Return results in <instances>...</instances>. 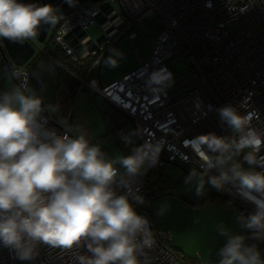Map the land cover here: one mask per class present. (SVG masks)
<instances>
[{"label": "clouds", "instance_id": "9594fccd", "mask_svg": "<svg viewBox=\"0 0 264 264\" xmlns=\"http://www.w3.org/2000/svg\"><path fill=\"white\" fill-rule=\"evenodd\" d=\"M61 21L58 42L63 44L68 21L59 9L0 0V38L13 43L35 41L42 25L53 30ZM110 51L103 63L118 67L123 53ZM11 75L18 83L0 91V247L20 261L36 260L43 248L60 264H152L156 232L150 219L136 211L134 205L143 204L144 197L133 183L157 164L162 142L147 140L131 154L111 156L82 125L58 118L64 131L49 128L44 113L55 114L59 106L44 104L28 73ZM173 82L172 73L162 68L147 84L161 93ZM218 115L231 135L194 138L198 167L184 184L196 196L208 186L218 191L230 186L254 206L235 218L242 231L216 225L223 243L215 264H264L257 244L247 242H264V126L253 124L254 112L241 114L232 105L219 108ZM126 142L132 144V136ZM119 188L126 191L120 194ZM166 211L167 205L161 206L157 215Z\"/></svg>", "mask_w": 264, "mask_h": 264}, {"label": "built area", "instance_id": "2783aa9c", "mask_svg": "<svg viewBox=\"0 0 264 264\" xmlns=\"http://www.w3.org/2000/svg\"><path fill=\"white\" fill-rule=\"evenodd\" d=\"M42 4L56 8L47 0ZM147 12L154 14V23L160 25L159 29L153 28L152 23L150 26L144 23L142 17ZM116 13L124 24L89 52L87 57L93 58L90 69H94L105 47L117 36L127 35L134 41L141 34L151 35L150 55L140 59L134 69L121 77L103 85L92 82L89 86L131 124V132L121 126L114 131L126 155L147 140L162 142L157 164L143 172L146 177L142 174L133 183L134 190L148 197L152 192L158 193L157 185L152 182L159 179L166 166L198 167V157L191 144L195 137L208 133L231 135L220 121L219 108L232 105L241 114L254 112L258 119L253 124L264 126V0H87L71 13L63 14L68 21L67 34L75 27L86 31L97 23L98 14L105 16V21L99 24L101 34H105L106 25L114 27L110 20ZM63 23L48 30L46 37L57 44L66 58L78 63L80 56L68 41L64 38L63 44L58 42ZM73 36L77 35L73 33ZM29 42L35 50L38 42ZM78 43L82 44V40ZM42 52L48 54L47 49ZM53 61L59 68L68 70L64 60L54 58ZM174 63H181L183 68L176 69ZM2 68L10 75L14 71L28 73V82L33 73L30 66L12 67L6 62ZM162 68L172 73L174 82L163 92L154 93L147 81L154 71ZM84 79H81L83 83ZM44 115L49 117V128L64 131L48 112ZM129 136L132 144L126 142ZM260 154L264 155V149ZM117 191L123 194L126 189ZM221 192L241 204L248 214L254 211V206L230 186ZM134 206L139 214L150 219L144 203ZM150 221L157 240V246L150 253L154 257L152 264H190L167 245L170 231L159 230ZM0 264H60V261L50 259L43 248L36 260L20 261L14 253L0 247Z\"/></svg>", "mask_w": 264, "mask_h": 264}, {"label": "rangeland", "instance_id": "374dc122", "mask_svg": "<svg viewBox=\"0 0 264 264\" xmlns=\"http://www.w3.org/2000/svg\"><path fill=\"white\" fill-rule=\"evenodd\" d=\"M154 19L155 16L151 12H147L142 17L148 26L152 23L153 28L159 29L160 25L155 24ZM86 31L92 39H96L102 33L98 23L91 25ZM118 37H114L112 43L105 47L96 69H90L92 57H86L78 63H73L69 58L65 59L64 53L48 37L43 41H37L34 54L23 65L25 67L32 64L33 74L29 83L43 97L45 104L59 106L57 113H49L50 117L57 123L58 118H66L71 124L82 125L87 129L93 142H99L103 150L111 156L124 155V149L115 138L114 128L111 125L112 119L123 121L124 117L121 116L122 114L119 115L116 108L108 104L89 84L96 75L108 80L121 77L123 70L135 66L140 59H146L150 55L153 43V38L149 34H141L134 41L127 35H122L120 39ZM44 49H47L48 54L42 52ZM111 49H117L123 53V57L118 58L119 66L115 68L106 66L102 59H106L112 54ZM54 58L65 59L68 70L59 68L53 61ZM4 63L5 59L0 52V91L8 90L16 84L9 72L3 70ZM174 65L176 69L183 68L181 63H174ZM11 66L15 67L12 63ZM78 76L81 79L85 77V82L83 83ZM130 125L128 124L129 129ZM193 167L192 165H171L162 171L167 181L159 183L158 186L161 192H169L170 194L152 198L142 195L145 207L153 215L152 220L161 230L175 228L174 225L180 222L188 228L194 222V213L191 209L195 207L183 204L180 200L181 196L189 199L199 197L189 186L184 184L185 177ZM210 190L216 191V189L208 186L205 192ZM164 205H167L166 213L163 216H158L157 211ZM189 234L190 232L183 236L185 249L201 255L204 254L202 242L205 237L201 236L199 232H192L190 237ZM257 246L264 256V242L258 241Z\"/></svg>", "mask_w": 264, "mask_h": 264}, {"label": "crops", "instance_id": "0c3cea01", "mask_svg": "<svg viewBox=\"0 0 264 264\" xmlns=\"http://www.w3.org/2000/svg\"><path fill=\"white\" fill-rule=\"evenodd\" d=\"M65 59H64V62H65ZM137 65L138 63L129 69L123 70L122 71L123 75L129 72L130 70L134 69ZM96 66L94 67V69H96ZM113 80L115 79L108 80L106 78H101L99 75H96L94 76V78L92 79L90 83L95 82L96 84L103 85ZM116 112L119 115L122 114L117 109H116ZM121 116L124 117L123 121H117L116 119H112L111 125L114 128L113 130L115 131V128L117 126H121L125 130L131 132L132 126L130 125L127 117L124 114H122ZM128 124L130 125V129L128 128ZM124 155H126L125 151H124ZM170 166L171 165L166 166L165 169H163V171L166 170ZM174 166H181V165H174ZM159 176L160 177L157 181L159 180L161 181L162 179H164L162 172ZM191 211H193L194 213V218H195V219L193 218L194 225L193 223H191L188 226V228H186L183 224H180L181 223L180 222L174 225L175 228H172V229L165 228L164 229V230H169L171 233L170 245L176 251H178L180 255L185 256L198 264H215L217 260V257L215 255L216 249L223 243V241L217 234L216 225L223 222L225 225L232 227L233 230L235 231H242L239 228V225L235 223V218L238 214L235 211H233L230 207L225 206L217 201H213L201 207L192 208ZM153 224L157 229L161 230L160 228H158L155 222ZM176 227H178V230H176ZM189 232H190L189 237L192 232H199L201 236L205 237V239L202 242L203 243L202 249L204 250V254L201 255L200 253L190 252L185 249V243L183 241V236ZM245 234L247 235L248 233H245Z\"/></svg>", "mask_w": 264, "mask_h": 264}, {"label": "water", "instance_id": "95a60500", "mask_svg": "<svg viewBox=\"0 0 264 264\" xmlns=\"http://www.w3.org/2000/svg\"><path fill=\"white\" fill-rule=\"evenodd\" d=\"M42 1L45 0H20V2L23 3H36V4H42ZM49 3H54V6L59 9V11L66 15L74 11L82 2L87 0H47ZM93 2H98L100 0H89ZM105 6V3L102 5ZM110 9L109 11H111ZM97 23L101 24L105 21V16L98 14L96 17ZM111 22H114V27L111 26V24L106 25L104 27L105 34H100L96 39H92L88 34L87 31L81 30L79 27H75L73 29L72 33H68L65 35V40L68 41V44L72 47L75 54H78L80 56V59H84L89 55V52L97 49L98 44L103 43L106 36H112L116 29H119L123 26L124 22L119 16L118 13L114 14V16L110 20ZM48 32V26L42 25L40 29V34L36 41H43L46 37V34ZM73 33L77 36L74 37ZM78 40H82V44L78 43ZM84 45V47H83ZM84 49V50H83ZM34 47L32 44L27 41L24 44L19 43H13L7 39L0 38V52L5 59V62L10 66L11 63L15 66H23L34 54ZM14 80V79H13ZM16 82V80H14ZM17 83V82H16ZM144 177H146V174H143ZM214 194L225 198L229 202H232L235 206L240 208L241 210L244 209V207L239 204L238 202L234 201L233 199L229 198L225 194H223L221 191H214ZM258 240H255V243H257Z\"/></svg>", "mask_w": 264, "mask_h": 264}, {"label": "trees", "instance_id": "16d2710c", "mask_svg": "<svg viewBox=\"0 0 264 264\" xmlns=\"http://www.w3.org/2000/svg\"><path fill=\"white\" fill-rule=\"evenodd\" d=\"M122 37V36H121ZM120 37V38H121ZM120 38H118V39H120ZM66 58V57H65ZM30 65V64H29ZM32 65V64H31ZM31 65H30V67H31ZM33 74V73H32ZM167 180H165V178L164 179H162L161 181L159 180V181H157V180H154L153 182H152V184H156L157 185V187H158V193L157 194H154V192H152L151 194H149V198H152V197H155V196H157V197H159V196H161V195H168V194H170L169 192H166V193H163V191L161 192L160 191V187L158 186L159 185V183H165ZM159 192H161V193H159ZM180 200H181V202L183 203V204H186V205H189V206H193V207H201V206H203V205H205V204H208V203H211V202H213V201H217V202H219V203H221V204H223V205H225V206H228V207H230L233 211H235L237 214H244V215H248V213L246 212V210L245 209H243V210H241L240 208H238L237 206H235L232 202H229L228 200H226L225 198H223V197H220V196H218V195H216V194H214V191L213 190H210V191H206L205 193H204V195H202V196H199V197H196V198H193V199H189V198H186V197H183V196H181L180 197ZM149 217H150V219L152 220L153 219V215H152V213L151 212H149ZM152 222L154 223V221L152 220ZM248 243H255V240H249V241H247ZM258 243V242H257ZM256 243V244H257ZM169 247H171L173 250H175L170 244H167ZM176 251V250H175ZM178 252V251H177ZM180 255V254H179ZM180 257H181V259L183 260V261H186V262H188V263H190V264H198V263H196V262H194L193 260H191V259H189V258H187V257H185V256H182V255H180Z\"/></svg>", "mask_w": 264, "mask_h": 264}]
</instances>
